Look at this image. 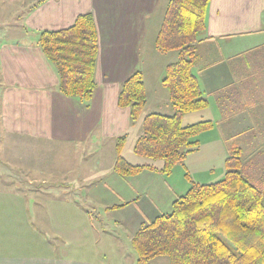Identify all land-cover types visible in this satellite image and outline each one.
<instances>
[{
  "label": "crops",
  "instance_id": "crops-1",
  "mask_svg": "<svg viewBox=\"0 0 264 264\" xmlns=\"http://www.w3.org/2000/svg\"><path fill=\"white\" fill-rule=\"evenodd\" d=\"M5 1L22 9L18 12L20 28L6 31L0 27V132L3 140H9V155L24 161L28 176L36 169L29 162L31 150L25 145L15 148L17 143H54L61 180L53 186L71 193L70 198L86 193L87 216L101 225L103 216L96 210L106 216L122 213L113 223L121 228L126 222L135 223L132 234L169 213L172 203L193 183L221 181L224 177L212 179L215 165L223 166L232 148L240 150L241 173L264 191V0H210L205 29L195 44L193 67L208 106L184 114L182 125L210 121L212 127L197 137L198 150L187 154L170 175L152 167L127 178L113 171L116 140L125 136L126 142L136 126L128 110L117 106L120 86L140 73L146 94L141 122L145 113L171 115L168 92L161 81L172 62L165 59L167 55L164 59L159 54L149 57L148 51L142 56L148 23L165 0ZM85 14L93 18L98 42L96 87L86 104L59 93L55 68L37 43L41 32L69 28ZM181 168L192 177L176 185L170 178ZM34 183L47 185L44 180ZM34 183L29 180L24 192ZM10 185L9 193L20 199L16 195L22 191ZM0 264L104 263L85 259L38 263L13 258L0 260Z\"/></svg>",
  "mask_w": 264,
  "mask_h": 264
},
{
  "label": "trees",
  "instance_id": "trees-1",
  "mask_svg": "<svg viewBox=\"0 0 264 264\" xmlns=\"http://www.w3.org/2000/svg\"><path fill=\"white\" fill-rule=\"evenodd\" d=\"M209 2L169 0L154 41L158 52L177 55L176 61L166 66L161 81L173 114L146 115L141 122L143 134L135 140L133 153L162 161L160 173L164 176L182 164L187 154L198 150L197 137L212 127L210 121L182 125L184 114L208 106L193 67L197 60L195 44L205 29ZM37 43L55 68L59 93L88 103L96 87L98 51L92 16L80 15L64 30L41 32ZM145 104L143 80L140 73H135L120 86L117 106L127 109L134 123ZM124 144L125 136L116 140V175L127 178L153 170L148 165L127 162L121 155ZM240 154L238 148L231 149L221 181L193 183L172 203L169 213L140 226L131 241L138 264L162 256L169 259V264H264V191L241 173Z\"/></svg>",
  "mask_w": 264,
  "mask_h": 264
},
{
  "label": "rangeland",
  "instance_id": "rangeland-1",
  "mask_svg": "<svg viewBox=\"0 0 264 264\" xmlns=\"http://www.w3.org/2000/svg\"><path fill=\"white\" fill-rule=\"evenodd\" d=\"M168 1H164L162 8L159 5L157 13L148 23L147 35L142 45V56L144 57L146 51H148L149 57L159 54V59H164L162 58L163 55H167L165 59L173 63L177 59L176 52L158 53L154 44ZM19 9L22 8L17 4L0 0V27L5 28L6 31L7 29L19 27V17H21V14H18ZM167 99L169 100V94H167ZM169 107L171 114H173L171 106ZM159 112H161L159 114H163V111ZM146 115L148 113H145L144 117ZM133 125L136 126L131 128L123 148L125 160L133 165H148L161 169L162 161L146 159L133 153L135 140L143 134L141 118ZM1 135L0 132L1 261L14 258L22 262L35 261L39 263L41 260L45 261L46 259H85L103 262L104 264H138L136 252L131 244L132 237L135 234H132L136 228L134 227L135 223L126 222L124 227L121 228V226L114 225L113 220L120 217L122 213H113L106 216L102 210L98 209L96 212L103 216V225H101L96 219L90 220L87 216L86 212L89 210L86 208L87 204H85L86 193L83 196L79 195V198L76 196L70 198L72 197L71 193L57 190L53 186L56 181L61 180L56 171L58 166L54 143L39 144L38 146L27 142L17 143L19 146L15 148L25 145L28 150H31L29 153L32 160L29 162L32 164L31 167L36 169L28 176V172L23 168L24 161L19 160V156L9 155V140H3ZM18 151L23 152L22 149ZM26 167H29V165H26ZM224 174L225 161L223 159V166L215 165L212 179L220 180L224 177ZM186 176L192 177L187 174L184 168H181L176 170L170 179L176 185L180 182L184 184V180H187ZM29 180L32 183L37 180L40 182L44 180L47 185L34 183L33 187H27V191L24 192V185H28ZM10 184L13 186L11 189L19 188L22 191L21 194L16 193V196H21L20 199L19 197L15 199L9 193L8 186H11ZM40 189L39 193L32 192ZM93 217L97 218V214L94 213ZM147 264H169V259L164 256L157 257Z\"/></svg>",
  "mask_w": 264,
  "mask_h": 264
}]
</instances>
